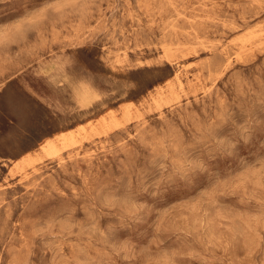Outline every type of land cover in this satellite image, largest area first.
I'll return each mask as SVG.
<instances>
[{
    "label": "rangeland",
    "instance_id": "1",
    "mask_svg": "<svg viewBox=\"0 0 264 264\" xmlns=\"http://www.w3.org/2000/svg\"><path fill=\"white\" fill-rule=\"evenodd\" d=\"M0 264H264V0H0Z\"/></svg>",
    "mask_w": 264,
    "mask_h": 264
},
{
    "label": "bare ground",
    "instance_id": "2",
    "mask_svg": "<svg viewBox=\"0 0 264 264\" xmlns=\"http://www.w3.org/2000/svg\"><path fill=\"white\" fill-rule=\"evenodd\" d=\"M50 144H51V140L48 139V140L44 141L41 146L42 147H50Z\"/></svg>",
    "mask_w": 264,
    "mask_h": 264
}]
</instances>
